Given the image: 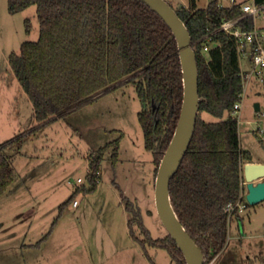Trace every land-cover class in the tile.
Segmentation results:
<instances>
[{"label": "trees", "instance_id": "obj_1", "mask_svg": "<svg viewBox=\"0 0 264 264\" xmlns=\"http://www.w3.org/2000/svg\"><path fill=\"white\" fill-rule=\"evenodd\" d=\"M8 2L12 14L36 6L40 22L39 40L24 42L20 53L9 55L10 66L33 104V117L38 123L26 135L134 84L143 104L138 120L145 147L153 153L156 179L184 101L178 42L163 18L139 0ZM255 2L264 4V0ZM175 10L185 22L196 52L200 105L192 140L171 179L170 201L180 223L201 249L204 264H209L226 248L233 217L241 219L238 210L230 217L227 207L241 198L245 200L243 165L252 162L251 154L241 148L239 120L234 115L243 91L237 44L234 36L220 30L224 21L241 17L243 11L242 4L224 6L220 0H210L205 9L198 8V0H189L188 7ZM26 23L29 33L31 24L29 20ZM238 26L251 30L256 26L255 18L246 16ZM205 112L217 120L206 121ZM122 138L94 155L87 176L90 187H78L61 205L59 217L81 192L96 191L103 153L111 145L116 166ZM19 140L0 145V198L17 178L8 150ZM125 209L130 215V230L145 249L148 243L166 250L175 264H186L183 252L169 234L152 237L134 202L127 201ZM135 225L145 240L136 236Z\"/></svg>", "mask_w": 264, "mask_h": 264}, {"label": "rangeland", "instance_id": "obj_2", "mask_svg": "<svg viewBox=\"0 0 264 264\" xmlns=\"http://www.w3.org/2000/svg\"><path fill=\"white\" fill-rule=\"evenodd\" d=\"M166 1L174 9L189 5V0ZM209 2L198 0V8L205 9ZM220 2L227 6L232 1ZM255 24L264 26V9ZM39 37L36 6L12 14L8 0H0V145L20 138L8 150L17 178L0 198V264H175L166 250L148 243L145 249L128 224L125 203L130 200L141 210L154 239L168 234L155 205L156 165L145 147L138 120L143 104L134 84L26 135L38 123L9 55ZM241 66L250 69V61L243 60ZM257 102L260 113L254 108ZM237 116L242 150L252 160L264 161V81L251 82ZM203 118L217 120L206 112ZM121 136L116 166L111 145L103 153L96 191L81 192L76 199L79 207L70 205L59 217L61 205L78 187H90L87 176L94 155ZM239 214L241 219L234 216L230 223L226 248L209 264H264V201L249 204ZM134 230L145 240L137 225Z\"/></svg>", "mask_w": 264, "mask_h": 264}, {"label": "water", "instance_id": "obj_3", "mask_svg": "<svg viewBox=\"0 0 264 264\" xmlns=\"http://www.w3.org/2000/svg\"><path fill=\"white\" fill-rule=\"evenodd\" d=\"M139 1L147 4L156 11L172 29L178 42L184 75V101L182 112L174 138L158 171L155 184V205L157 213L167 229L168 234L183 252L186 264H204L205 260L201 249L180 223L170 201L171 179L180 166L192 140L199 113V70L197 56L192 46L190 32L185 22L166 0ZM254 108L256 112H260L261 104L259 102L255 103ZM180 127L181 131L178 141L173 146ZM244 178L247 183L246 199L248 203L250 205H256L264 201V163H246L244 165ZM173 214L178 223L175 222Z\"/></svg>", "mask_w": 264, "mask_h": 264}, {"label": "built area", "instance_id": "obj_4", "mask_svg": "<svg viewBox=\"0 0 264 264\" xmlns=\"http://www.w3.org/2000/svg\"><path fill=\"white\" fill-rule=\"evenodd\" d=\"M264 9V4L259 5L252 0L251 4L242 5L243 15L239 18L226 20L221 24L220 30L229 33L234 36L240 61L248 59L250 61V69L241 70V77L243 79V91L240 94V100L234 106V115L238 118L244 99L248 93L250 84L253 80L263 83L264 78L262 77L264 72V28L255 26L251 30H245L238 26V22L246 16H252L257 18ZM262 92V91H261ZM261 112V111H260ZM258 112V113H260ZM239 120V119H238ZM264 140V137H263ZM245 165V164H244ZM244 165H243V196L247 193L246 181L244 178ZM78 183H82L83 179L79 178ZM72 183V182H71ZM74 205H78V201L74 202ZM247 208L245 200L242 198L236 204H230L227 207V211L230 213V217L233 216L234 212L244 211Z\"/></svg>", "mask_w": 264, "mask_h": 264}, {"label": "crops", "instance_id": "obj_5", "mask_svg": "<svg viewBox=\"0 0 264 264\" xmlns=\"http://www.w3.org/2000/svg\"><path fill=\"white\" fill-rule=\"evenodd\" d=\"M232 2H231V4L230 5H227V6H232V5H234V4H242V5H244V4H249V3H242V2H237V0H231ZM223 5V4H222ZM224 6H226V5H224ZM258 27H262V28H264V26H258ZM243 68V67H242ZM261 91L262 90H260V92H258V94H261ZM252 162H256V163H264V161H260V160H252ZM74 207H79V203H78V205L77 206H75L74 205V203L72 204Z\"/></svg>", "mask_w": 264, "mask_h": 264}, {"label": "bare ground", "instance_id": "obj_6", "mask_svg": "<svg viewBox=\"0 0 264 264\" xmlns=\"http://www.w3.org/2000/svg\"><path fill=\"white\" fill-rule=\"evenodd\" d=\"M180 131H181V127H180V129H179V133H178V135H177V137H176V139H175V142H174L173 146H174V145L176 144V142L178 141ZM172 148H173V147H172ZM171 151H172V149H171ZM171 151H170V152H171ZM169 154H170V153H169ZM173 218H174L175 222L178 223V221H177L176 217L174 216V214H173Z\"/></svg>", "mask_w": 264, "mask_h": 264}]
</instances>
